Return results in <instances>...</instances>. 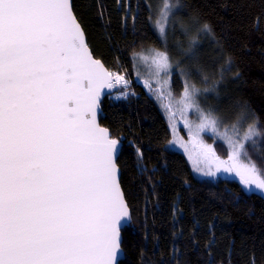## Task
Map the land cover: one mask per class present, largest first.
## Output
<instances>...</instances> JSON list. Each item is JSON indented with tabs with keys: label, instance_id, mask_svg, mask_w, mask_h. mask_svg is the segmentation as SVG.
<instances>
[{
	"label": "snow or ice",
	"instance_id": "snow-or-ice-1",
	"mask_svg": "<svg viewBox=\"0 0 264 264\" xmlns=\"http://www.w3.org/2000/svg\"><path fill=\"white\" fill-rule=\"evenodd\" d=\"M174 7L164 0L156 21L161 35ZM197 25L192 18L182 27L211 31ZM195 43L192 36L188 51ZM153 51L157 75L166 77L158 94L171 101L170 57ZM128 83L93 57L71 0H0V264H120V232L130 219L118 179L121 141L99 124L98 112L106 89ZM198 92L185 81L177 101L194 163L205 165L206 175L215 166L264 191V168L248 147L255 150L262 135L257 122L241 132L248 119L242 116L220 133V118L200 108ZM171 107L165 105L170 113ZM190 109L199 118L195 125ZM205 130L226 141V160L200 138Z\"/></svg>",
	"mask_w": 264,
	"mask_h": 264
},
{
	"label": "trees",
	"instance_id": "trees-1",
	"mask_svg": "<svg viewBox=\"0 0 264 264\" xmlns=\"http://www.w3.org/2000/svg\"><path fill=\"white\" fill-rule=\"evenodd\" d=\"M72 1L94 57L129 81L103 101L100 115L101 126L122 143L117 165L132 214L131 226L122 231L120 264H264L262 191L247 192L234 179L197 178L186 157L169 149L167 119L136 80L134 55L152 48L175 60L147 0ZM173 1L183 5L184 18L207 24L216 41L191 51L184 45V67L201 77L202 88L215 87L201 107L230 123L242 116L255 120L262 135L255 150L248 146L249 155L264 168V0ZM183 87L173 73L174 97ZM214 147L226 160L224 144Z\"/></svg>",
	"mask_w": 264,
	"mask_h": 264
},
{
	"label": "rangeland",
	"instance_id": "rangeland-1",
	"mask_svg": "<svg viewBox=\"0 0 264 264\" xmlns=\"http://www.w3.org/2000/svg\"><path fill=\"white\" fill-rule=\"evenodd\" d=\"M163 2L164 0H147V4L153 13L154 26L156 30L158 31V33L160 34V37L164 43V46L167 49H169V51L172 53V57L175 59V60H172L171 57L169 56L170 63L172 65L171 76L169 78L170 79V90L172 93L171 101L166 95H160L158 94V91H157L160 87L158 81L162 82L163 79H165L166 77H165V74L162 72L159 73V75H157L156 68L151 62V57L152 55H154V51H153L154 49L149 48L137 55H134L133 62H134V72H135L136 80L141 81L142 84L145 86V88L149 89L151 96L154 98L156 103H158V105L162 109V112L164 113L167 119V122L170 127V131L172 133V140L170 144L168 145L169 149L180 152L186 157V159L188 160L193 170V173L195 174L197 178L209 179V180H219L222 178H226V179H234V180L240 181L239 178L234 173L224 172L223 170L216 171L215 166H213L212 168V171L215 174L206 175L205 173L208 170L207 167L203 164H200L199 166H197V164L194 163V160L196 159V152L192 144V135L189 132L188 128L185 127L184 118L180 115V112L178 110L180 106L178 105L177 101H179V99L181 98L183 91L181 92V95L179 97L177 98L174 97V94L172 91V75L173 73L177 72L180 78L182 79L183 84L185 81H188L189 83L194 84L197 89H199V92L197 93L195 99L198 102L200 108L203 109L200 105L201 98L205 95L212 93L215 87L205 86L202 88L199 85L200 80L202 81L201 77L198 75L199 79L196 78L190 69H187L186 67H184L185 65L184 59L186 57L184 45H186V43L189 45L192 36L196 37V43L192 47L198 46V45L200 46L204 45L203 43H205V41H207L210 44H216V41L211 31L210 32H199L198 34L196 33L195 29L191 31H185V28L182 27V25L187 26L192 18H184L185 9L183 8V5L173 0H169V3L172 5H175V7L169 13L168 20L164 22L165 32L163 35H161L156 21L160 19V10L162 8ZM199 25H202V24L198 21L197 27H199ZM226 63H229V62H226ZM204 79L205 78H203V80ZM203 83H207L206 79L204 80ZM148 84H151V88L147 86ZM150 89H152V91ZM170 102L172 105L171 113H175L174 119L171 118V113L165 108V105L169 104ZM203 110L205 112H210L205 109ZM212 113L216 115L217 117H219L221 120V124L219 126L220 133H223L225 131V126H228L230 129V126L233 124V123H230L231 120H229L226 116H223L221 114H218L215 112H212ZM187 118L188 120L193 122L194 125L199 122L198 115L194 109L188 110ZM248 123L250 122L241 121V132L244 129H246ZM172 125H175V128H173ZM229 134L230 135L232 134L231 131H229ZM200 138L204 141V143L212 145L217 156L219 153H218V150H216V148L214 147V144L216 142L223 143L226 149L224 153H226V156L228 157V154L230 151L229 147L226 141L220 135H217L216 133H213L210 130H205L204 132L200 134ZM185 146L187 147V151L185 150ZM190 153L192 154L193 159H189ZM243 187L247 192L256 191V190L261 191V190L255 189L254 187L246 188L244 185ZM262 193L264 194V191H262Z\"/></svg>",
	"mask_w": 264,
	"mask_h": 264
},
{
	"label": "water",
	"instance_id": "water-1",
	"mask_svg": "<svg viewBox=\"0 0 264 264\" xmlns=\"http://www.w3.org/2000/svg\"><path fill=\"white\" fill-rule=\"evenodd\" d=\"M71 3H72V9H73V1H72V0H71ZM73 14H74V16L76 17V15H75V13H74V10H73ZM76 19H77V17H76ZM77 22L79 23L78 19H77ZM79 24H80V23H79ZM80 26H81V24H80ZM81 28H82V26H81ZM82 30H83V28H82ZM83 32H84V30H83ZM84 36H85L86 43H87V45H88V41H87V37H86L85 32H84ZM88 48H89V46H88ZM89 50H90V52L92 53V51H91L90 48H89ZM92 55H93V54H92ZM93 57H94V55H93ZM94 58H95V57H94ZM95 59H96V58H95ZM101 62H102V61H101ZM105 67H106V66H105ZM116 90H117V88H115V89H110V90H107V89H106V90L104 91L103 95H102V98H101V101H100V111L98 112V122H99L100 125H101V123H100V115H101V113H102V103H103V101H104L106 98H108L110 95L114 94V93L116 92ZM102 127H103V126H102ZM120 149L122 150V143H121V145H120ZM121 150H120V152L118 153V159H119V157H120ZM118 159H117V161H118ZM117 167H118V165H117ZM118 173H119V175H118L119 184H120V188H121V190H122V187H121V170L119 169V167H118ZM122 193H123L124 199H125V201H126L125 194H124L123 190H122ZM126 203H127V201H126ZM127 205H128V203H127ZM128 207H129V206H128ZM129 211H130V219L124 222V226H123V228L121 229V232H120L121 248H120V252H119V255H118V260H119L120 263H121L122 261L125 260V253H124V250L122 249V243H123L122 231H123L125 228H129V227L131 226V223H132V214H131V210H130V208H129Z\"/></svg>",
	"mask_w": 264,
	"mask_h": 264
}]
</instances>
